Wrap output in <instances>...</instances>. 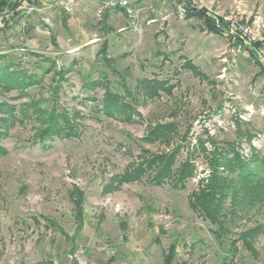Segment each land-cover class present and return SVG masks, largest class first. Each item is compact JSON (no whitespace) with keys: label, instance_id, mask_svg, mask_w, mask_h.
Returning a JSON list of instances; mask_svg holds the SVG:
<instances>
[{"label":"rangeland","instance_id":"obj_1","mask_svg":"<svg viewBox=\"0 0 264 264\" xmlns=\"http://www.w3.org/2000/svg\"><path fill=\"white\" fill-rule=\"evenodd\" d=\"M65 1L44 7L10 0L17 3L14 11H0V65L12 63L18 79L34 80L19 89L0 88V264H162L172 240L173 264H219L224 252L210 232L213 226L188 205L210 171L198 138L205 139L210 128L220 146L235 141L242 155L252 147L264 154V136L250 144L264 134V115L240 121L252 133L248 142L237 136L232 108L226 107L263 105L264 73L242 45L222 62L226 31L214 34L201 19L180 17L171 1L140 0L127 14L105 7L104 0H72L70 10ZM202 4L239 24L258 16L264 41V0ZM186 59L200 74L183 66ZM223 66L226 75L219 78ZM154 78L170 91L144 96V80ZM109 91L139 114L125 121L105 113L102 100ZM36 109L60 125L61 115H68L72 133L63 124L59 134L42 136L46 123L36 118ZM218 114L224 128L217 126ZM172 122L169 144L142 141L148 124ZM204 146L211 148L208 141ZM175 148L173 170L187 158L194 167L183 189L173 188L167 177L151 184L152 168L119 190L102 192L110 176L131 162ZM74 185L85 195L78 232ZM237 223L235 232L261 223L262 233L254 240L256 257L236 242L232 264H264V205Z\"/></svg>","mask_w":264,"mask_h":264},{"label":"trees","instance_id":"obj_2","mask_svg":"<svg viewBox=\"0 0 264 264\" xmlns=\"http://www.w3.org/2000/svg\"><path fill=\"white\" fill-rule=\"evenodd\" d=\"M35 1L39 3V0ZM16 6L17 3L11 4L10 0H0V11L3 7L14 11ZM117 8L127 14L124 7ZM2 14L4 13L1 12L0 15ZM184 17H197L201 19L204 28L216 34L221 35L225 31H228V22L217 15L209 13L205 8H187ZM257 45L258 43L255 44V46ZM256 62L260 67V72L264 73V66L260 62ZM11 64L5 63L0 65V88L6 91L13 87L19 89L34 81L33 79H29L28 81L18 79L20 72L11 70ZM183 66L188 67L196 74H200V71L187 59L184 60ZM142 88V94L147 97L158 96L160 90L170 91V86H166L164 81L155 78L144 80ZM0 104L4 105V102ZM102 109L108 115L118 113L125 121L132 119V113L139 114L120 94L111 93L110 91L104 95ZM35 115L41 123H46L41 129V135L44 137L50 134H59L63 130V124L67 125L68 133L66 134L72 133L71 127L74 125V122L66 114L60 117L62 125L58 124V121L52 119L51 116L45 117L49 115H46L42 109H36ZM235 123L237 125V136L244 135L249 142L252 133L243 131L241 129V122L238 119H235ZM174 134L175 123L173 122L148 124L142 141H162L165 144H169ZM205 141L210 143L211 148L209 150L204 146ZM198 148L200 151L207 153L210 171L207 181L202 183L197 190L190 193L188 205L193 212L213 226L210 232L224 252L220 256L219 264L233 263L235 255L238 253V248L236 247V242L238 241L241 242L242 246L253 257H256L257 252L254 247V240L262 233V224L256 223L237 232L233 228L236 227L237 222L245 215L264 205V154H260L252 147L249 155H242L238 143L235 141H225L220 146L217 140L208 133L205 139L198 138ZM176 152L175 148L168 153L151 155L143 161L131 162L122 172L110 176L108 182L103 185L102 192L110 193L119 190L124 183L137 181L146 173L149 174L147 171L152 168L155 171L149 177L151 184H162L160 183L161 179L167 177L172 178L171 186L173 188L183 189L185 187L184 181L191 176L194 167L192 162H190V158H187L173 170V156ZM73 188L74 190L70 196L73 204V219L77 226L76 231L78 232L85 218V195L83 190H80L77 186L74 185ZM43 218L45 221L49 219L44 216ZM120 225L122 229L126 227L124 223ZM232 235L237 236L232 238ZM176 247V240H172L168 244L166 250L161 254L162 264H173L176 256Z\"/></svg>","mask_w":264,"mask_h":264},{"label":"built area","instance_id":"obj_3","mask_svg":"<svg viewBox=\"0 0 264 264\" xmlns=\"http://www.w3.org/2000/svg\"><path fill=\"white\" fill-rule=\"evenodd\" d=\"M72 0H66L64 2V7L67 10H70L69 4ZM140 0H104L105 7H124L128 13H130V7L133 3L138 2ZM157 2H165V1H171L177 10V13L180 17H184L186 9L187 8H195V9H201L205 8L209 13H212L216 15L217 13L212 12L208 7L204 6L202 4V0H155ZM222 18L228 22V31L225 33V36L228 39L229 45L224 52L227 54V56L222 57V62L227 61L228 56H234L237 54L238 51V44L242 43L245 46H255L256 43H259V46L257 47L258 51L260 52L261 56L263 57L262 60H264V41H262V37L260 35V29H261V20L258 16H254V18L251 21H246L242 24L237 23L234 20H231L228 17H225L222 15ZM226 75V66H223L220 69L219 78H224ZM230 94V93H229ZM229 110V108H232V113L234 115L235 119H238L239 121H247L249 120L253 115L260 114L264 115V104L255 106L253 104H244L242 105L241 109L235 110L232 105L226 106ZM217 117V126L222 127L223 121L220 119V114ZM209 134H213V130H210L209 128ZM260 136H264V134H256L252 137L250 144L253 146L256 145L255 140H258Z\"/></svg>","mask_w":264,"mask_h":264},{"label":"crops","instance_id":"obj_4","mask_svg":"<svg viewBox=\"0 0 264 264\" xmlns=\"http://www.w3.org/2000/svg\"><path fill=\"white\" fill-rule=\"evenodd\" d=\"M50 1L51 0H39V3L38 4H41L43 5L44 7L45 6H49L50 5ZM204 3L206 2H210L211 0H202ZM217 16L221 17L222 18V15H219V14H216ZM223 19V18H222ZM210 32V31H209ZM211 33H214V32H211ZM216 34V33H214ZM220 35V34H219ZM242 45V47L244 48L245 50V53L246 55L249 57V58H253L255 63L257 64L256 61H258V63L260 62L263 66H264V60L263 57L261 56L260 52L258 51L257 47L256 46H245L243 45L242 43L238 44V49L240 48V46ZM258 65V64H257ZM260 68V67H259Z\"/></svg>","mask_w":264,"mask_h":264}]
</instances>
